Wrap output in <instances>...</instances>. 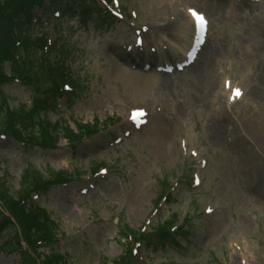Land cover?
Here are the masks:
<instances>
[{"label": "rangeland", "instance_id": "374dc122", "mask_svg": "<svg viewBox=\"0 0 264 264\" xmlns=\"http://www.w3.org/2000/svg\"><path fill=\"white\" fill-rule=\"evenodd\" d=\"M176 1L116 0L112 9L124 14L125 20L100 29L94 25L96 17L82 28L71 15L50 13L45 18V33L53 34V28L64 32L66 49L73 53L69 62L81 86L76 83L77 96L70 105L63 101L59 112L43 109L35 116L47 125L57 122L51 128L56 136L49 140H57L59 148L0 140V180L7 182L13 202L28 169L33 180H39L37 187L46 196L35 201L60 225L58 249L66 264H115L128 251L127 233H150L158 223L163 227L173 222L184 229L162 249L156 232L139 244L129 240L134 258L128 264H264V97L245 96L234 104L220 88L226 74L236 81L264 78L259 57L264 50V0L236 12L232 0H226L230 14L218 21L214 17L217 23L210 28L206 50L220 45L222 53L216 55L211 71L214 85L207 94L196 89L197 81L189 84L193 72L175 79L181 85L188 81L185 89L173 92L147 85L148 72L154 68L145 71L142 64L158 65L185 56L194 35L187 7L203 9L191 0L179 6ZM244 13L254 17L243 18ZM141 25L150 33L149 45L128 56L126 50L134 49ZM152 47L156 52L150 54ZM173 80L168 78V86ZM32 89L16 83L7 86L11 107L31 106ZM143 108L149 113L148 123L134 130L131 112ZM213 124L229 133L216 141ZM82 127L87 134L75 148L62 133L58 136L59 129L79 132ZM237 141L248 149L240 150ZM255 167L261 178L252 176ZM100 168L107 174L101 175ZM66 171L74 182L53 184L45 192L47 175ZM165 195H173L171 202L158 206ZM13 207L0 200L3 217L17 226L0 238V264H21L17 253L8 252L9 238L17 235L30 249L27 219L22 216L17 222ZM69 213L80 220L71 219ZM49 251H27L29 263L42 264L41 256Z\"/></svg>", "mask_w": 264, "mask_h": 264}, {"label": "trees", "instance_id": "16d2710c", "mask_svg": "<svg viewBox=\"0 0 264 264\" xmlns=\"http://www.w3.org/2000/svg\"><path fill=\"white\" fill-rule=\"evenodd\" d=\"M57 0H0V80L5 79V75L3 73V65H1L5 59L9 58L11 51L15 48V42L17 37L21 34L23 30L27 26H31L32 21L35 17V10L42 6L45 2H49V5L53 6L56 3ZM66 4L71 2V0H64ZM75 3H77V7L79 8L78 11H82L83 5H85L89 0H72ZM80 6V7H79ZM75 13V12H73ZM103 12L101 10H96L94 12V15L97 17V22H95V25L99 26L101 23L100 19L102 18L101 14ZM87 15H84L82 13H78V17L83 20V17ZM92 17V16H90ZM89 17V18H90ZM106 21L108 19L110 20V17L108 15L105 16ZM41 38V42H42ZM31 44V43H30ZM34 46V47H33ZM32 47L34 49L28 50V58L27 62L30 66L28 68L27 72H29L28 77L32 80H36L39 83V87L43 88V81H40V76L43 74L45 77L48 78V75L45 71L46 65L41 64L45 59L48 57L46 55H43L42 53V45L38 44L35 45L34 41L32 42ZM35 55L36 58H38L36 63H32L31 57L32 55ZM16 73L21 74L19 69H15ZM47 85L44 92H40L39 90L35 92V98L38 99L41 98L45 102V107L50 105V102L53 101L54 97V90L51 89V85L49 84V81H46ZM38 86V83H37ZM18 111L19 114L25 121H23L21 124H23L20 127V130H15L12 125V120L14 118L13 115H11L4 106H0V133H7L12 134L16 138H19L22 141L30 142L31 145H42L47 144L50 142L48 131H45V128L37 127L36 124L33 122V116L32 112L30 113L29 117L26 112L27 109L25 107H20ZM8 112V113H7ZM93 133L97 132L98 128L92 127ZM87 134L85 131V127H82V129L79 132H74L72 130H67L64 132V135L69 141H80L82 137ZM87 136V135H86ZM46 147V146H45ZM24 183L21 185V191L18 194V200L16 202H13V197L10 196L8 188H7V182L0 181V200L6 201L9 203V205H13L14 207L11 209L13 211L12 216L17 219V222L22 218V212L19 208V202H27L29 199L30 191L33 189L38 190L37 184L33 181V178L31 176V171L27 170L24 175ZM53 179L56 180L57 183L62 181L61 176L53 175ZM54 183V182H52ZM30 213V216H27V222L30 228V235L31 238L28 241V245L30 247L29 250H26L22 243L18 240L17 235H15L12 238H9L10 242L6 243L8 244L9 250L8 252H14L17 253L20 257L21 264H30L28 260L27 251H37L39 249H47L48 246L51 248L53 247L54 243L57 240V226L48 218H45V212H42L40 208L33 209L30 207L28 210ZM1 215V212H0ZM25 216V215H24ZM26 217V216H25ZM25 220V219H24ZM0 231L1 233L6 231L7 229L14 228V225H12V219L10 218H3L2 221H0ZM171 240L170 237H167L166 239ZM38 241V242H37ZM163 243V242H162ZM160 243V244H162ZM163 246V245H161ZM43 258L42 264H65L66 261L64 258L60 255L59 251L56 250L54 247L49 252V254L45 257V255L41 256ZM33 264H36V262L33 260ZM115 264H128V259L123 256L118 261L115 262Z\"/></svg>", "mask_w": 264, "mask_h": 264}, {"label": "bare ground", "instance_id": "6f19581e", "mask_svg": "<svg viewBox=\"0 0 264 264\" xmlns=\"http://www.w3.org/2000/svg\"><path fill=\"white\" fill-rule=\"evenodd\" d=\"M174 1L175 0H173V2ZM182 1L183 0L176 1L175 2V6H179V4L181 5ZM191 2L196 3L198 6L202 5L203 9L207 12L209 17L211 19H213L214 22L218 21L219 19H226V17L230 14V11H226L229 8L226 5V0H220V1L191 0ZM183 3H188V1L185 0ZM183 6H185V5H183ZM241 15H242V12H241ZM252 15L253 14L244 13L243 14V18L244 17H254V15L253 16ZM214 17H215L216 21L214 20ZM182 26L183 25H181V28H182ZM189 47H191V46H189ZM206 47H207V44L205 43L204 46L201 48V50L199 52L198 59L192 65H190L189 67H186L184 69V71H183L185 73H188V72H193L194 73V75L189 80L190 83L188 81L187 82L189 84H191L192 82L197 81L196 89H202V93L210 92V90L212 89V87L214 85V81H213V76H211V71L213 69L215 61L217 60V56L216 55L222 53V51H221L222 50V46H220V45H218V47L216 46L217 49L211 48V51L208 50V49L206 50ZM205 50H206V52H205ZM206 54H207V57H206ZM215 56H216V59H215ZM203 58H206V59H204L205 62H203V64L197 66L198 63L202 62ZM260 64H262V67H264V58L262 59ZM262 72H264V69H263ZM165 76H166V74L165 75H160V74L151 72V74L148 76L147 85L148 86L155 85L158 88H160L162 86H165L166 89H170L173 92L176 90V88L177 89H181V88L185 89L188 86L187 82L183 83L182 85L178 84V83H175V79H179L181 75L180 76L177 75V77L173 80V84H169V86H168V81L167 80H168V78L172 79V77L171 76L170 77H165ZM180 79H184V75ZM247 87L250 89L248 91V93H249L247 95L248 97H256V98L258 96L264 97V78L263 79L262 78L258 79V80H256L253 83L247 82ZM210 127H211L213 136H214L216 141L219 140V138L221 137V135H223V133H225V134H226V132L229 133L228 129H226L224 131L220 127H218V126H216L214 124L211 125ZM159 132L162 134L163 130H159ZM260 138H262V137L260 136ZM237 144L239 145L240 150L248 149L245 145H243L239 141H237ZM243 161L246 163L247 167H250V165H251L250 164V159L247 156H245V155L243 156ZM255 168L256 169H254L253 172H252L253 173L252 176H254L255 178H261L260 177L261 176V171L257 170L258 167H255ZM69 217H71V219H74V220H80V218L78 217L77 214H74V216H73L71 213H69Z\"/></svg>", "mask_w": 264, "mask_h": 264}, {"label": "snow or ice", "instance_id": "6c2138e0", "mask_svg": "<svg viewBox=\"0 0 264 264\" xmlns=\"http://www.w3.org/2000/svg\"><path fill=\"white\" fill-rule=\"evenodd\" d=\"M193 15L196 16V18L200 20L202 24L206 23L204 21V18L200 16L197 12L193 11ZM240 95H242V93L239 91V89L235 90V96L239 97ZM209 212H211V209H209Z\"/></svg>", "mask_w": 264, "mask_h": 264}]
</instances>
